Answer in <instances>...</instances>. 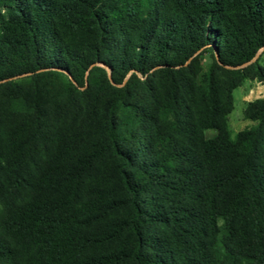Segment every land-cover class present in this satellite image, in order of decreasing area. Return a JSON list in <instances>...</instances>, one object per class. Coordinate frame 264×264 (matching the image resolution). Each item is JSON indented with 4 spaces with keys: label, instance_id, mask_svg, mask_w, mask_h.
Wrapping results in <instances>:
<instances>
[{
    "label": "trees",
    "instance_id": "1",
    "mask_svg": "<svg viewBox=\"0 0 264 264\" xmlns=\"http://www.w3.org/2000/svg\"><path fill=\"white\" fill-rule=\"evenodd\" d=\"M263 57L264 0H0V264H264Z\"/></svg>",
    "mask_w": 264,
    "mask_h": 264
},
{
    "label": "rangeland",
    "instance_id": "2",
    "mask_svg": "<svg viewBox=\"0 0 264 264\" xmlns=\"http://www.w3.org/2000/svg\"><path fill=\"white\" fill-rule=\"evenodd\" d=\"M261 97H264V84L257 79H245L240 86L234 89L233 109L228 115V125L233 137L240 130L248 128L254 123L245 118L244 109L248 102ZM205 134L207 137H212L216 134V130L208 129Z\"/></svg>",
    "mask_w": 264,
    "mask_h": 264
},
{
    "label": "water",
    "instance_id": "3",
    "mask_svg": "<svg viewBox=\"0 0 264 264\" xmlns=\"http://www.w3.org/2000/svg\"><path fill=\"white\" fill-rule=\"evenodd\" d=\"M254 59V58H253ZM247 63H249V62H247ZM247 63H245V64H247Z\"/></svg>",
    "mask_w": 264,
    "mask_h": 264
}]
</instances>
